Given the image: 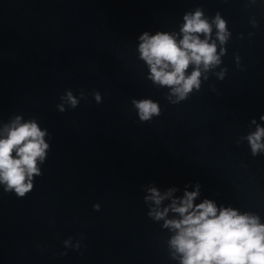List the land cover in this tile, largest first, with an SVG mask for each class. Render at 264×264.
<instances>
[{"label":"water","instance_id":"1","mask_svg":"<svg viewBox=\"0 0 264 264\" xmlns=\"http://www.w3.org/2000/svg\"><path fill=\"white\" fill-rule=\"evenodd\" d=\"M196 9L209 21L219 13L229 37L199 89L172 103L148 78L137 38L179 39ZM66 90L78 105L61 112ZM145 98L159 114L141 121L131 101ZM261 114L264 0H0V127L34 118L49 144L24 197L0 186V264H179L172 233L147 215L148 187L179 197L198 184L194 203L264 223V153L244 139L253 119L264 127Z\"/></svg>","mask_w":264,"mask_h":264},{"label":"clouds","instance_id":"2","mask_svg":"<svg viewBox=\"0 0 264 264\" xmlns=\"http://www.w3.org/2000/svg\"><path fill=\"white\" fill-rule=\"evenodd\" d=\"M180 25V38L177 33L143 32L138 36L137 52L148 68V78L160 86H168L170 101L177 103L187 97L193 89H199L200 77L210 68L221 63L224 48L217 53V41L223 45L229 37L226 22L217 13L211 21L205 18L200 9L183 15ZM215 27V40L210 33ZM201 34L203 38H201ZM192 66L190 72H186ZM223 78L224 70L216 74ZM206 78V76H205ZM174 97V99H172ZM96 102L101 97L94 93ZM63 104L76 108L78 100L71 90L60 97ZM141 121L150 120L159 114L157 102L151 99H133ZM264 122V114L259 117ZM256 125L248 133L247 140L251 153H264V127ZM47 129H42L33 119L22 120L17 115L9 123L0 127V186L18 198L24 197L33 188L35 176L41 174L39 165L45 162L49 144L45 140ZM143 197L151 206L147 215L156 221H163L161 227L172 235L168 240L173 259L179 264H264V223L251 213H241L232 207L218 206L210 199L194 200L199 195V185L192 191L174 197L175 188L160 192L156 187H148ZM169 203L161 207L163 201ZM99 210L98 205H93ZM171 213V217H169ZM65 246L69 241L63 242ZM79 247V243L73 245ZM64 253H61L63 255Z\"/></svg>","mask_w":264,"mask_h":264}]
</instances>
